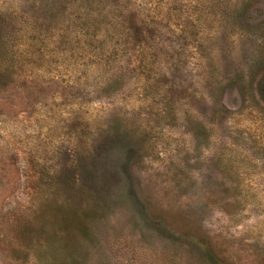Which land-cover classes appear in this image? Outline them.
Segmentation results:
<instances>
[{"label":"rangeland","instance_id":"374dc122","mask_svg":"<svg viewBox=\"0 0 264 264\" xmlns=\"http://www.w3.org/2000/svg\"><path fill=\"white\" fill-rule=\"evenodd\" d=\"M198 1L0 0V264H264V0Z\"/></svg>","mask_w":264,"mask_h":264},{"label":"trees","instance_id":"16d2710c","mask_svg":"<svg viewBox=\"0 0 264 264\" xmlns=\"http://www.w3.org/2000/svg\"><path fill=\"white\" fill-rule=\"evenodd\" d=\"M90 1V0H89ZM91 0L92 3H108L110 4L111 15L118 16V19L109 22L111 28L114 29L119 37H126L128 40L135 42L137 46L138 42L152 40L160 36L159 27L155 17H151V14L144 15L140 10L130 7V0ZM109 1V2H110ZM197 4H203L202 0H199ZM205 7V5L203 6ZM199 7L193 12V16L186 18V25L191 27V29L196 32L200 31L202 18L199 13ZM118 12V13H117ZM196 16V17H195ZM2 28V23L0 22V29ZM160 33V34H159ZM3 40V35L1 37ZM264 102V100H263Z\"/></svg>","mask_w":264,"mask_h":264}]
</instances>
